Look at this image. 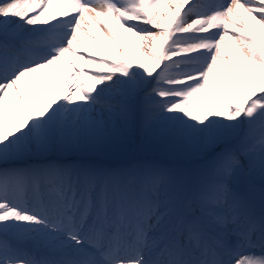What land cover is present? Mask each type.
Here are the masks:
<instances>
[{
  "label": "snow or ice",
  "instance_id": "1",
  "mask_svg": "<svg viewBox=\"0 0 264 264\" xmlns=\"http://www.w3.org/2000/svg\"><path fill=\"white\" fill-rule=\"evenodd\" d=\"M0 264H264V0H0Z\"/></svg>",
  "mask_w": 264,
  "mask_h": 264
},
{
  "label": "bare ground",
  "instance_id": "2",
  "mask_svg": "<svg viewBox=\"0 0 264 264\" xmlns=\"http://www.w3.org/2000/svg\"><path fill=\"white\" fill-rule=\"evenodd\" d=\"M117 31H119V29H117ZM128 42L133 44V49L135 50V54L138 55L139 54V43L134 41V40H131V39ZM113 49L114 50L112 52H109V55L110 56H116L117 58H119V54L115 51V45L114 44H113ZM121 51H127V55L129 57H131L133 55V50L132 49H126V47H123L121 49Z\"/></svg>",
  "mask_w": 264,
  "mask_h": 264
},
{
  "label": "trees",
  "instance_id": "3",
  "mask_svg": "<svg viewBox=\"0 0 264 264\" xmlns=\"http://www.w3.org/2000/svg\"><path fill=\"white\" fill-rule=\"evenodd\" d=\"M151 150L154 151L155 153H157V155H160L162 157L178 155V153H175L177 150H172L171 149V151L167 152V149L162 148V147L161 148L151 149Z\"/></svg>",
  "mask_w": 264,
  "mask_h": 264
},
{
  "label": "rangeland",
  "instance_id": "4",
  "mask_svg": "<svg viewBox=\"0 0 264 264\" xmlns=\"http://www.w3.org/2000/svg\"><path fill=\"white\" fill-rule=\"evenodd\" d=\"M146 151V150H145ZM168 151H171V149H167V152ZM139 152H141V151H139ZM174 152V151H173ZM175 153H178V154H181V155H191V154H188V153H185V152H181V151H176ZM138 155V154H137ZM182 163V162H181ZM189 165L190 166H192V164H191V162L189 163Z\"/></svg>",
  "mask_w": 264,
  "mask_h": 264
}]
</instances>
